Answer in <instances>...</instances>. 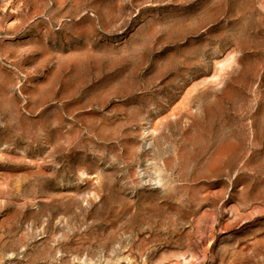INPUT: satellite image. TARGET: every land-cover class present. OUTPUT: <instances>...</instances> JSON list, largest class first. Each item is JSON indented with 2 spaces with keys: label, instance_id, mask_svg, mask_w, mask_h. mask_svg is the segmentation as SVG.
<instances>
[{
  "label": "rangeland",
  "instance_id": "obj_1",
  "mask_svg": "<svg viewBox=\"0 0 264 264\" xmlns=\"http://www.w3.org/2000/svg\"><path fill=\"white\" fill-rule=\"evenodd\" d=\"M0 264H264V0H0Z\"/></svg>",
  "mask_w": 264,
  "mask_h": 264
}]
</instances>
